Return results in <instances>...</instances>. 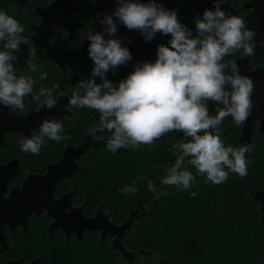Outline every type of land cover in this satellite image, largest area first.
I'll use <instances>...</instances> for the list:
<instances>
[{
  "label": "clouds",
  "instance_id": "clouds-1",
  "mask_svg": "<svg viewBox=\"0 0 264 264\" xmlns=\"http://www.w3.org/2000/svg\"><path fill=\"white\" fill-rule=\"evenodd\" d=\"M116 2L119 7L113 15L98 21L106 26L109 38L106 40L105 33L101 32H89L86 36L90 41L88 54L94 62L93 78L79 82L69 98V106L93 109L100 114L99 129L90 130L92 138L100 139L97 131L107 130L111 133L107 148L116 153L121 148L136 149L141 144L154 146L164 135L182 132L185 139L173 145L177 152L175 163L165 169L166 175L161 179L165 186L181 190L194 186L196 176L187 170L185 163L196 169L197 176L205 177V182L214 185L227 181L230 173L245 177V153L250 151V146L225 147L220 140L219 125L228 117L237 127L247 121L254 107L251 99L254 83L251 78L240 75L236 61H223L241 50L244 56L255 55L251 43L255 31L246 27L244 19L221 10L226 0H214L215 11L206 9L203 12L202 18L195 22V35L178 22L175 12L166 10L154 0ZM117 22L128 30H139L147 42L157 33L171 36L170 47L158 46L154 63L136 64L134 71L118 87L106 79V74L110 68L131 61L132 56L127 47L121 46L120 40L111 38L117 33ZM24 31L15 18L0 11V42H3L0 104L13 113L18 110L20 116L25 115L27 97H31L29 105L38 102L40 108L53 109L58 103L53 91L59 87L56 84L52 88L41 86L39 91H34L35 81L30 76L17 75L14 53H19L22 45L27 46L29 53L28 67L33 72L38 67L32 60L35 46L22 35ZM228 68L231 74L226 75ZM96 77L103 82L97 84ZM40 79H46V74L42 73ZM209 101L217 104L215 115L209 113ZM62 130V122L45 119L38 134L33 132L31 138L21 135L22 150L37 155L45 138L56 142L70 139L60 135ZM148 189L157 191L151 181ZM136 191L131 186L122 189L123 193ZM190 195L194 197L196 193ZM132 215L137 218L136 212ZM109 218L112 221L111 215Z\"/></svg>",
  "mask_w": 264,
  "mask_h": 264
},
{
  "label": "trees",
  "instance_id": "trees-1",
  "mask_svg": "<svg viewBox=\"0 0 264 264\" xmlns=\"http://www.w3.org/2000/svg\"><path fill=\"white\" fill-rule=\"evenodd\" d=\"M82 53L71 51L75 64L86 63ZM80 55L82 60H78ZM92 70L84 77L64 79L62 75L64 81L69 80L64 86L70 96L79 82L93 78ZM125 79L127 76L119 68L109 77L117 87ZM95 82L103 81L96 77ZM69 107L72 115L64 119L60 135L70 139L53 141L56 145L52 147V140L47 138L52 150L46 158L60 160L64 146H76L89 136V150L77 163L90 170L76 172L74 182L60 183L57 196L75 190L73 199H87L85 213L93 216L102 207L117 224L128 220L140 204L148 207L139 211V218H135L122 238L123 246L133 253L132 258L122 257L113 247L111 237L101 240L100 231L93 230L84 233L82 243L73 236L60 241L61 251L65 252V259H72L71 264H264L261 205L246 194L250 186L244 184V177L230 173L227 181L214 185L197 176L196 169L185 163L196 176L194 186L188 190L165 186L161 179L166 175L165 169L175 163L173 145L185 139L182 132H170L154 146L141 144L136 149L121 148L112 153L107 148L111 133L97 131L100 139H93L90 134L91 129H99L100 114L93 109ZM31 159L26 160L28 170H35ZM149 181L156 186V192L149 191ZM128 186L138 191L123 193L122 189ZM191 192L196 195L191 196Z\"/></svg>",
  "mask_w": 264,
  "mask_h": 264
},
{
  "label": "flooded vegetation",
  "instance_id": "flooded-vegetation-1",
  "mask_svg": "<svg viewBox=\"0 0 264 264\" xmlns=\"http://www.w3.org/2000/svg\"><path fill=\"white\" fill-rule=\"evenodd\" d=\"M56 1L0 0V11H4L9 16H12L24 27L25 31L22 35L29 38L36 49V54L32 57V60L38 66L35 72L31 71L26 63V60L29 58L27 46L22 45L21 51L14 53L17 56V62L14 63V67L17 68V75L27 74L30 76L35 81L34 91H39L41 86L52 88L54 84L59 85L53 91V96L58 102L65 99V103H67L71 96L65 90L67 87L64 84H69V80L64 81L62 75L66 77L64 79L84 77L90 69L94 68V62L88 54L90 41L87 40L86 36L89 32H101L105 33L104 38L107 40L109 37L105 32L106 26H102L98 21L104 19L105 16H112L119 5L116 0H75L69 14L71 20L69 24L72 26L73 31L56 24L53 33L48 36L49 46L52 50L57 51L56 54H53L49 53L47 47L44 46L45 42L40 40L41 37H37L36 28L42 25L43 19L46 18L44 10ZM134 1L136 2V0H132V2ZM139 2L148 3L149 0H139ZM154 2L162 5L166 10L175 12L178 22L192 31L194 35L195 22L202 18L203 12L206 9L215 11L214 0H154ZM221 10L229 15H235L244 19L246 27L254 30L256 33L254 41H251L255 48V55L244 56L241 50L231 56L225 57L223 62L236 61L240 69V75L251 78L254 83V92L251 97L254 107L246 121L250 124L252 130L250 141L247 145L250 146V151L245 153L247 175L244 177V184L250 186V188L246 189V194L254 202L260 203L257 197L259 194H264V0H226L221 6ZM95 12L98 16H101L95 18ZM113 19L116 20L115 16H113ZM111 38L120 40L122 42L121 46L128 48L132 60L128 61L125 65L110 68L106 74V79L108 80L112 74L117 72L118 68L128 77L134 71L136 64L144 62L154 63L157 59L158 46L164 45L170 47L169 41L171 36L157 33L152 41L147 42L139 30H128L126 26L117 22V33ZM2 43L0 42V50H2ZM71 51H76V54L79 51L83 52V56L86 57V63L75 64V58L72 56ZM78 60H82L81 55L78 56ZM42 73L46 74V79L44 80L40 79ZM225 74H231V69H225ZM30 99L31 97L26 98L24 116H20L18 110L17 113H13L11 109L0 104V209H9L11 204L6 203V201L12 197H16L17 209L20 210L22 205L20 202L23 197L18 194H20L24 183L31 176H44L48 166L57 164L64 156L65 150L69 147H77L83 143H88L85 152L79 158L90 147V138L88 136L87 140L81 144L64 146L61 159L53 162L51 158H46V155L52 149L47 144V138H45V143L41 147L43 150H40L39 154L33 155L35 159H31L29 157L30 152L22 150L20 144L21 135L25 136V131H30V135L33 132H37L38 134V129L35 130V128L39 127L45 119H55L63 123L64 119L70 117L72 113L69 105H66L68 115L64 116V118L62 117V119L60 115L55 116L54 114L55 110L53 109L56 106L51 110L47 109L46 106L40 108L38 102H33L29 105L28 101ZM208 107L209 113L215 115L216 102L209 101ZM40 111H42V117L38 115ZM246 122L237 127L232 122L231 117L222 121L219 125V136L225 147L232 146L238 148L243 145L241 139ZM55 145L52 141L51 146ZM176 155L177 152L175 151ZM79 158L75 160L76 163ZM27 159L33 161L35 170H28ZM77 164L79 171H75L72 178L63 181L69 180L74 182L76 172L89 171V167L82 168L79 163ZM15 167L17 171H12L11 176L5 175L10 172V169L13 170ZM91 177L94 178L92 173ZM63 181L57 184L54 194L57 198L62 197L64 194H71L69 199L71 209H68V212L80 208L85 218H93L99 210H103L104 215L110 216V213H107L102 207H99L93 216L85 213L87 199H80L76 196L73 199V194L76 193L75 190H70L63 195L57 196L56 190L58 185ZM78 193L84 194L83 192ZM140 205L135 211L137 213L136 217H138L139 211L143 212L148 209V207L145 208L142 204ZM260 205L259 211L262 219H264L261 211L262 204L260 203ZM11 217L13 227L8 223H0V230L4 240L2 242L0 239V264H62L63 260H66L67 264H71L70 261L72 259L70 261L67 260V257L65 259L64 256L66 254L61 251L60 241L63 239L68 241L72 236L77 240L79 238L74 233L67 236L60 226L55 227L51 231L56 220L46 210H43L39 214L32 212L25 214L23 217L24 223H17L20 220V216L11 215ZM122 224L117 225L121 226ZM86 232L91 231H84L82 233V240H79L81 243ZM62 233L65 235L64 237ZM108 237L111 236L105 238L101 236V240H105ZM111 239L113 242V237Z\"/></svg>",
  "mask_w": 264,
  "mask_h": 264
},
{
  "label": "water",
  "instance_id": "water-1",
  "mask_svg": "<svg viewBox=\"0 0 264 264\" xmlns=\"http://www.w3.org/2000/svg\"><path fill=\"white\" fill-rule=\"evenodd\" d=\"M74 1L75 0H57L53 5L48 6L46 10H44L46 18L43 19L42 25L36 28V31L38 34L37 37H41L40 40L45 42L44 46L47 47L49 53L56 54L57 52L52 50L48 43V36L53 33L56 24L73 31L72 26L69 24L71 21L69 14L71 8L74 6ZM97 16L98 15L95 12V18H98L101 15ZM37 37L36 39H38ZM65 102L66 101L64 99L57 103L56 107L53 109L55 110V116L60 115V118H64V116L68 115V108L66 105H69V101H67V103ZM38 115L42 117V111H40ZM36 129L39 130V127H36L35 130ZM251 130L252 128L250 124L246 122L243 129V137L241 139L243 145H248ZM31 131H33V129H31ZM24 135L25 137L29 136V138H31L30 131H25ZM87 144L88 143L86 142L77 147H69L66 149L62 159L57 164L48 166L47 172L44 176H31L29 180L24 183L20 194H18L23 197L20 202L22 204L21 209H17L16 197H12L13 199L11 198L6 201V203H10L11 206L9 209H0V223H8L13 227L11 224V215L20 216V220L17 223H24L23 217L25 214L30 212L39 214L43 210H46L48 214L56 220L54 223L55 225L51 228V231L54 230L55 227L60 226L66 232L67 236L74 233L78 236L79 240H82V233L84 231L99 230L102 238L107 236L113 237L112 245L115 249L120 251L122 257L132 258L133 254L122 244V237L130 228L134 220V215H132L121 226H118L110 221L109 216L104 215L102 210H99L93 218H85L81 213L80 208L68 212V209H71L69 201L71 196L70 193L63 195L60 198H56L54 196L57 184L65 179L72 178L74 172L79 171V166L75 160L85 152ZM12 171H17V168L15 167L13 170L10 169V172L5 175L11 176ZM257 200L262 204L261 211L264 218V194H259ZM0 239L2 242L4 241L1 230Z\"/></svg>",
  "mask_w": 264,
  "mask_h": 264
}]
</instances>
